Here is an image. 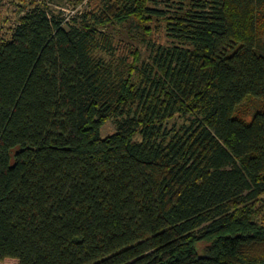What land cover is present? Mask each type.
Returning a JSON list of instances; mask_svg holds the SVG:
<instances>
[{"label":"trees","instance_id":"16d2710c","mask_svg":"<svg viewBox=\"0 0 264 264\" xmlns=\"http://www.w3.org/2000/svg\"><path fill=\"white\" fill-rule=\"evenodd\" d=\"M23 1L0 43V264H264V0H90L67 25ZM132 21L166 24L146 59L111 32Z\"/></svg>","mask_w":264,"mask_h":264},{"label":"rangeland","instance_id":"374dc122","mask_svg":"<svg viewBox=\"0 0 264 264\" xmlns=\"http://www.w3.org/2000/svg\"><path fill=\"white\" fill-rule=\"evenodd\" d=\"M166 1V0H163ZM47 12L53 16H58L64 20L65 25L75 18H80L85 13L91 11L90 0H43ZM169 3L176 8L178 3L171 0ZM160 9L166 8V3L162 2ZM23 0H0V43L9 40L16 28L19 19L28 11ZM165 23H160L159 28L154 34L145 31L135 22L124 25H116L111 32L118 38L125 39L135 44L142 52L143 57H148L149 44L154 41L165 40L166 28ZM169 44L170 42L167 41ZM257 100L247 98L246 101L239 106L236 116L250 122L255 112L260 108ZM116 132V120L110 119L102 129V137L113 135ZM202 244L200 248H203Z\"/></svg>","mask_w":264,"mask_h":264}]
</instances>
